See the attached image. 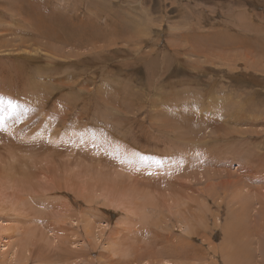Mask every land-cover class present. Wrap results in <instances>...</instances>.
Listing matches in <instances>:
<instances>
[{"label": "rangeland", "instance_id": "1", "mask_svg": "<svg viewBox=\"0 0 264 264\" xmlns=\"http://www.w3.org/2000/svg\"><path fill=\"white\" fill-rule=\"evenodd\" d=\"M0 116V264H264V0H0Z\"/></svg>", "mask_w": 264, "mask_h": 264}, {"label": "bare ground", "instance_id": "2", "mask_svg": "<svg viewBox=\"0 0 264 264\" xmlns=\"http://www.w3.org/2000/svg\"><path fill=\"white\" fill-rule=\"evenodd\" d=\"M52 85V84H51ZM48 86V85H47ZM28 88H30V87H28ZM34 88V87H33ZM31 89V88H30ZM39 90V89H38ZM69 113V112H68ZM94 139V138H93ZM69 141V140H68ZM71 141V140H70ZM73 143V142H72ZM183 143V142H182ZM245 144V143H244ZM82 145V144H81ZM242 148V147H241ZM81 149V148H80ZM117 151V150H116ZM257 151V150H256ZM260 151H262V147H260ZM77 152V151H76ZM119 152V151H118ZM40 153V152H39ZM125 153H127V152H125ZM109 154V153H108ZM101 155V154H100ZM96 156V155H95ZM127 156V155H126ZM89 157V156H88ZM237 158H238V155L236 156ZM74 159V158H73ZM128 159V158H127ZM236 159V158H235ZM46 160V159H45ZM130 160V159H129ZM237 160V159H236ZM239 160V159H238ZM97 161V160H96ZM118 162V161H117ZM126 162V161H125ZM61 163V162H60ZM53 164V163H52ZM88 164V163H87ZM125 164V163H124ZM139 164V163H138ZM137 164V165H138ZM247 164V163H246ZM80 165V164H79ZM83 164L81 163V166H82ZM110 165V164H109ZM140 166V165H139ZM150 166V165H149ZM11 167V166H10ZM66 167H68V166H66ZM71 167V166H70ZM75 167V166H74ZM128 167V166H127ZM7 168V167H6ZM105 168V167H104ZM66 169V168H65ZM68 169V168H67ZM90 170H91V168H89ZM83 170V169H82ZM68 171V170H67ZM84 171V170H83ZM102 171V170H101ZM130 171V170H129ZM169 171V170H168ZM8 172V171H7ZM85 172H86V170H85ZM120 172V171H119ZM119 172H118V174H119ZM131 172V171H130ZM73 173V172H72ZM103 173V172H102ZM88 175V174H87ZM147 175V174H146ZM86 176V175H85ZM116 176H120V174L119 175H117V173H116ZM173 176V175H172ZM80 177V176H79ZM146 177V176H145ZM169 177V176H168ZM84 178V177H83ZM96 178H97V176H96ZM14 179V178H13ZM74 180V179H73ZM98 180H99V178H98ZM152 180V179H151ZM106 181H107V179H106ZM109 181V183L111 184V182H110V180H108ZM108 181H107V183H108ZM200 181V180H199ZM13 182V181H12ZM11 182V183H12ZM22 182V181H21ZM49 182V181H48ZM96 182V181H95ZM105 182V181H104ZM107 183L105 184V185H107ZM110 184H108L107 186H110ZM230 185V184H229ZM41 186V185H40ZM39 186V187H40ZM106 186V187H107ZM45 187V186H44ZM94 187V186H93ZM206 187V186H205ZM26 189L27 188H29L30 190H32L31 189V187H25ZM114 188V187H113ZM143 188H144V186H143ZM163 188V187H162ZM37 189V188H36ZM154 189H155V187H154ZM34 190H35V188H34ZM34 190H32L34 193H37L36 192V190L34 191ZM27 191H29V190H27ZM104 191H105V188H104ZM41 192V191H40ZM146 192V191H145ZM121 193H124V194H126L125 193V191L124 192H121ZM154 193H157V192H154ZM177 193V192H176ZM110 194H111V192H110ZM113 194H116V193H112V196H113ZM38 195V194H37ZM44 195V194H43ZM123 194H121V196H120V194H119V196H118V193H117V197H114V198H112V200H111V202H109V205H111V207H115V209H125V210H127V211H129V212H133V208L131 207V205L134 207V209H135V211H136V207H139V206H141V205H143V207H148L147 209L149 210H147L146 208L145 209H142V211H144V214H141V212H140V209L138 210V214L140 213L142 216L141 217H143L144 219L142 220L145 224H154L155 222H154V218H155V216H159V214H156L157 213V211L160 213V212H162L159 208H158V206L156 205L157 203H156V201H155V203H152L151 205H149V203L147 202V200H150V199H148V197L147 198H145V200H146V202H145V200H143V199H141L142 200V202H144L145 204H140L139 203V201H141V200H137V197L133 194V196H131L132 194H130L129 196H131V199H129L130 197L128 196V195H126V196H128L129 198L127 199L125 196H122ZM154 195V194H153ZM135 196V198H132V197H134ZM138 196V195H137ZM141 196V195H140ZM158 196V195H157ZM169 196V195H168ZM109 197H111V196H109ZM163 197V196H162ZM169 197H171V196H169ZM105 198V197H104ZM140 198H142V197H140ZM143 198H144V196H143ZM154 198H156L157 199V197H154ZM164 198V197H163ZM132 199H135L136 201H135V205H136V207H135V205H133V200ZM138 199H139V197H138ZM165 199V198H164ZM107 201H108V198L106 199ZM105 200V201H106ZM150 201H152V200H150ZM149 201V202H150ZM137 202V203H136ZM160 202V201H159ZM27 203V202H26ZM146 203H147V205H146ZM167 203V202H166ZM108 204V203H107ZM106 204V205H107ZM112 204H114V205H112ZM138 204H140V205H138ZM138 205V206H137ZM162 205V204H161ZM33 206V205H32ZM107 207V206H106ZM109 207V206H108ZM160 207V206H159ZM9 209V208H8ZM129 209V210H128ZM130 209H132V210H130ZM4 211V210H3ZM152 212V213H151ZM128 213V212H127ZM156 214V215H155ZM133 215H136V213L135 214H131L130 213V216H133ZM127 216V215H126ZM129 216V215H128ZM128 216H127V218H128ZM136 217V216H135ZM140 221H141V219H140ZM149 222V223H148ZM159 223H161V222H159ZM180 224H181V228H185V223L183 224V222H180ZM5 232V231H4ZM29 234V233H28ZM5 242V241H4ZM7 244V243H6ZM6 246V245H5ZM5 246H2V247H5ZM7 250V249H6Z\"/></svg>", "mask_w": 264, "mask_h": 264}, {"label": "snow or ice", "instance_id": "3", "mask_svg": "<svg viewBox=\"0 0 264 264\" xmlns=\"http://www.w3.org/2000/svg\"><path fill=\"white\" fill-rule=\"evenodd\" d=\"M8 103H9L10 107H14V105L11 103V101H9ZM4 119H6V117L0 116V131L4 130L3 129V124H2Z\"/></svg>", "mask_w": 264, "mask_h": 264}]
</instances>
